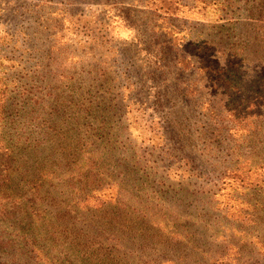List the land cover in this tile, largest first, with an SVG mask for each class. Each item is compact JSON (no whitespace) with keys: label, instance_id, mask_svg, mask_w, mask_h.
Segmentation results:
<instances>
[{"label":"rangeland","instance_id":"374dc122","mask_svg":"<svg viewBox=\"0 0 264 264\" xmlns=\"http://www.w3.org/2000/svg\"><path fill=\"white\" fill-rule=\"evenodd\" d=\"M168 7L172 13L162 11ZM259 33L264 0H0V264H33L40 250L82 264L80 237L54 245L67 234L65 220L53 218V239L41 241L31 231L39 208L53 217L73 199L78 188L63 185L78 175L77 164L95 170L93 195L114 194L120 203L104 207L108 218L97 222L111 229L89 228V241L99 238L105 252L92 260L147 264L156 232L168 245L185 234L180 251L189 264L225 254L218 229L244 219L243 202L264 198L261 190L228 193L220 173L236 158L245 175L264 177ZM221 34L245 44L237 90L227 95L253 100L254 113L244 115L246 127L232 141L226 121L219 134L212 118L179 93L182 80L195 78L191 71L154 69L146 49L154 37L163 51L172 42L177 53ZM46 180L58 186L40 200L37 184ZM255 216L257 231L247 229L244 249L229 252L240 259L234 264H264V208ZM171 249L157 253L172 256Z\"/></svg>","mask_w":264,"mask_h":264},{"label":"trees","instance_id":"16d2710c","mask_svg":"<svg viewBox=\"0 0 264 264\" xmlns=\"http://www.w3.org/2000/svg\"><path fill=\"white\" fill-rule=\"evenodd\" d=\"M169 5V4H168ZM169 7L164 8L162 11L169 12ZM172 13V12H169ZM229 27L227 31H230ZM260 38L264 40V34L259 33ZM226 34H221L219 37L214 36V38L203 40V46L199 42H195V48L183 51L179 50L177 53L172 52V42L168 43V50L163 51L162 43H157V37L152 38L146 44L148 51V59L151 62V66L156 68L170 66L177 67L178 70L188 73L191 71L195 78L189 80H182L178 86V91L184 98L189 101L196 103L201 110H204V116H210L212 118V125L214 128H219L218 133L223 134L225 132L223 122L229 124V129L226 133L230 136V140L234 138V134L241 131L246 127L247 116L254 113L251 108L253 100L247 101L243 97H234L230 100L227 94L236 92L237 90V75L242 70L241 62L244 59L243 49L244 42H239L228 38ZM228 38V39H226ZM139 44L144 46L142 40H139ZM159 45L161 47H159ZM207 47L208 50L202 52L201 48ZM180 48V47H179ZM192 48V47H191ZM216 61L211 63V60ZM208 60V61H207ZM208 62V63H206ZM195 74V75H193ZM197 76V77H196ZM187 79V78H185ZM174 99L173 94L170 95V100ZM257 100V99H256ZM0 102L2 100L0 99ZM156 103V102H155ZM151 105H153L151 107ZM149 108H154L155 104L152 103ZM246 110V111H244ZM2 113V104L0 105V116ZM222 122V125H218ZM255 122L251 124L254 125ZM163 131V129H162ZM251 136L256 135V131L250 133ZM234 142V140H233ZM238 145V144H237ZM237 145H234L233 150H238ZM77 176H73L70 181L63 186L67 189L77 187L78 190L74 192L72 200L69 203H63L64 208L70 212V215L62 210H59L57 214L53 217L49 215V212L44 207L39 208V214L37 220H35L36 225L32 227V233L39 236V240L46 241L53 239L54 232L56 231V226L53 223V218L57 220H65L66 225H63V229L66 235H64L61 240L54 242V245L63 244L68 241L69 238L74 239L80 237L77 244V251L80 252L81 258L79 259L82 264H99L101 259L92 260V258L98 255L104 258V249L101 245L99 238H95L94 241H89L88 234L89 228H95L97 231H104L106 227L101 224L99 227V219L104 220L108 218V211H104V207L111 208L115 206L117 209L120 205L117 195H106L104 198L102 196L93 195L90 191V184L95 179V170L87 168L83 170L80 168V164H77ZM243 164L240 163L236 158H231L230 162L225 164L223 170L220 173L223 174L222 182L228 187V193L231 192L232 188L246 189L250 191L261 190L264 192V177H251V175H245L242 171ZM56 183H51L49 180L41 181L37 184V189L39 190L38 198L40 200H46L50 198L51 194H48V188L52 186H58ZM61 194V193H58ZM46 195V196H45ZM264 197V195H263ZM235 200L234 196H232ZM36 200V199H34ZM54 205L56 201L52 198L51 200ZM264 208V198L257 202V200H247L243 202V208L240 211L245 212L244 219L240 220L239 223H229V227L222 226L218 229L219 237L222 236L223 242L220 244V252L225 254H217L216 256H209L205 254L200 259H196L192 264H234L240 261V259L230 256V253H238L244 249L246 243L249 242V234L246 233L247 229L251 228L252 231H257L256 216L253 219L254 211H259ZM237 214V216L240 215ZM27 217H30L29 213H26ZM235 216L234 218H237ZM100 222V221H99ZM124 225H127L125 222ZM120 227L121 235L126 234V230ZM208 224H204L207 226ZM249 226V227H248ZM27 229L29 230V224H27ZM142 230H137L134 235H140ZM156 231H160L157 230ZM145 233L142 231V234ZM107 234L104 238L107 239ZM156 237L159 241H155L153 249H150L149 259L146 260L147 264H189V257L187 258L181 249V241L187 237L185 234L174 237L171 244L168 245L162 238L160 232H156ZM189 240L187 244L193 239V235L188 234ZM34 240V239H33ZM224 240L226 242H224ZM117 244H123V242L118 241ZM233 244H237V247ZM251 244V242H250ZM171 247L173 255H159L157 252L159 250H167ZM178 248V252H174L173 249ZM63 249V246L62 248ZM60 249V250H61ZM43 250H40L39 256L33 261V264H73L72 260L66 257L65 259H59L53 254H41ZM85 257V258H84ZM88 257V259L86 258ZM107 264V263H104Z\"/></svg>","mask_w":264,"mask_h":264}]
</instances>
